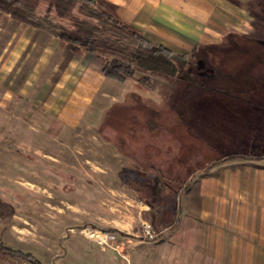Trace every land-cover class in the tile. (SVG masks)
Instances as JSON below:
<instances>
[{"label": "rangeland", "instance_id": "1", "mask_svg": "<svg viewBox=\"0 0 264 264\" xmlns=\"http://www.w3.org/2000/svg\"><path fill=\"white\" fill-rule=\"evenodd\" d=\"M37 16L48 27L68 25L41 12ZM236 41L200 53L193 67L195 82L152 75L157 89L149 92L138 84L146 73L138 71L111 91L123 104L102 116L112 101L108 98L57 139H4L0 123V198L15 210L12 218L0 220V241L43 264H159L169 258L167 239L178 223L150 239L140 219L141 205L122 179L136 173L157 175L158 168L134 163L117 148L116 139L134 128L131 122L140 125L136 130L143 129L150 116L177 138L169 142L173 155L185 144L197 149V157L187 158L196 171L182 183L180 195L217 160L264 154V126L257 142L262 149L251 152L257 143L247 142V92L234 87H264V43ZM85 229L106 234L107 244L88 239ZM140 241L148 243L134 247ZM1 264L30 263L10 259Z\"/></svg>", "mask_w": 264, "mask_h": 264}, {"label": "crops", "instance_id": "2", "mask_svg": "<svg viewBox=\"0 0 264 264\" xmlns=\"http://www.w3.org/2000/svg\"><path fill=\"white\" fill-rule=\"evenodd\" d=\"M94 1L152 44L185 59L236 40L264 43V0ZM118 84L105 76L97 55L0 15L4 139H57L108 98L102 116L123 104L111 93ZM234 87L247 92V142L256 144L262 141L264 87ZM252 146L251 152L262 149L260 143ZM247 156L252 158L234 154L215 161L180 195L178 226L167 239L169 258L159 264H264V154Z\"/></svg>", "mask_w": 264, "mask_h": 264}, {"label": "trees", "instance_id": "3", "mask_svg": "<svg viewBox=\"0 0 264 264\" xmlns=\"http://www.w3.org/2000/svg\"><path fill=\"white\" fill-rule=\"evenodd\" d=\"M41 9L47 19L67 20L68 25L46 26L38 21L37 13ZM0 15H9L18 23L54 35L76 51L97 55L104 63L105 76L113 82L125 85L136 77L138 71L146 73L138 79V84L149 92L157 89L152 75L195 82L193 67L198 59L177 57L169 49L152 44L94 0H0ZM148 117L143 129L136 130L140 125L131 122L129 127L134 128L120 132L115 145L134 163L158 168L157 173L163 178L186 184L196 171L190 169L187 158L197 157L198 150L188 149L185 144L183 151L173 155L169 142L177 138L172 132L160 128L156 119ZM105 124L104 121L103 128ZM101 136L111 142L104 134ZM240 157L252 158L247 154ZM14 214L12 205L0 198V220L10 219ZM10 259L43 264L33 254L13 249L0 241V264Z\"/></svg>", "mask_w": 264, "mask_h": 264}, {"label": "water", "instance_id": "4", "mask_svg": "<svg viewBox=\"0 0 264 264\" xmlns=\"http://www.w3.org/2000/svg\"><path fill=\"white\" fill-rule=\"evenodd\" d=\"M146 181L123 177L125 186L131 190L141 204L140 219L144 228L157 236L175 225L178 218L182 183L171 181L160 175L148 174Z\"/></svg>", "mask_w": 264, "mask_h": 264}, {"label": "built area", "instance_id": "5", "mask_svg": "<svg viewBox=\"0 0 264 264\" xmlns=\"http://www.w3.org/2000/svg\"><path fill=\"white\" fill-rule=\"evenodd\" d=\"M88 232H96L100 236V238H92V237H90L87 234ZM146 232H147V235H148V237L150 239H153L155 237V235H153L148 229H146ZM82 234L85 235L88 239H90L92 241H96V242H99V243L107 244L108 236L106 234H103L100 231H93V230H90V229H85V230L82 231ZM109 239H113V238L109 237Z\"/></svg>", "mask_w": 264, "mask_h": 264}, {"label": "flooded vegetation", "instance_id": "6", "mask_svg": "<svg viewBox=\"0 0 264 264\" xmlns=\"http://www.w3.org/2000/svg\"><path fill=\"white\" fill-rule=\"evenodd\" d=\"M156 174L159 175L158 173H156ZM123 177H125L127 181H130V179H135V180H137V181H142V182H145V181H146V180H145V175L138 174V173H136V175H133L132 178H130V177L127 176V175H124Z\"/></svg>", "mask_w": 264, "mask_h": 264}, {"label": "bare ground", "instance_id": "7", "mask_svg": "<svg viewBox=\"0 0 264 264\" xmlns=\"http://www.w3.org/2000/svg\"><path fill=\"white\" fill-rule=\"evenodd\" d=\"M87 234L92 238H100V236L96 232H88Z\"/></svg>", "mask_w": 264, "mask_h": 264}]
</instances>
